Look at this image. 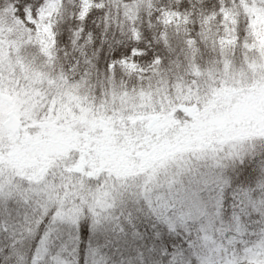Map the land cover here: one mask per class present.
<instances>
[{"label": "snow or ice", "instance_id": "obj_1", "mask_svg": "<svg viewBox=\"0 0 264 264\" xmlns=\"http://www.w3.org/2000/svg\"><path fill=\"white\" fill-rule=\"evenodd\" d=\"M0 264H264V0H0Z\"/></svg>", "mask_w": 264, "mask_h": 264}]
</instances>
